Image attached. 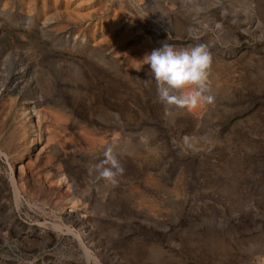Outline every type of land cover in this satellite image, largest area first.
<instances>
[{
    "label": "rangeland",
    "instance_id": "rangeland-1",
    "mask_svg": "<svg viewBox=\"0 0 264 264\" xmlns=\"http://www.w3.org/2000/svg\"><path fill=\"white\" fill-rule=\"evenodd\" d=\"M165 42L212 104L159 102ZM0 264H264V0H0Z\"/></svg>",
    "mask_w": 264,
    "mask_h": 264
},
{
    "label": "clouds",
    "instance_id": "clouds-1",
    "mask_svg": "<svg viewBox=\"0 0 264 264\" xmlns=\"http://www.w3.org/2000/svg\"><path fill=\"white\" fill-rule=\"evenodd\" d=\"M142 62L150 66L159 102L188 110L214 102V97L208 94L212 56L206 45L177 49L165 42L145 55ZM112 163L115 171L106 168L101 176L115 183L116 175L123 169L114 160Z\"/></svg>",
    "mask_w": 264,
    "mask_h": 264
}]
</instances>
